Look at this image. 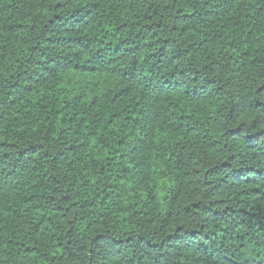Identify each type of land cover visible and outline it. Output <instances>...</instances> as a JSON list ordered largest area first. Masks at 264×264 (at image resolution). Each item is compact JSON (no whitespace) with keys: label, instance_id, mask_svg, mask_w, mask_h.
<instances>
[{"label":"trees","instance_id":"trees-1","mask_svg":"<svg viewBox=\"0 0 264 264\" xmlns=\"http://www.w3.org/2000/svg\"><path fill=\"white\" fill-rule=\"evenodd\" d=\"M0 264H264V0H0Z\"/></svg>","mask_w":264,"mask_h":264}]
</instances>
